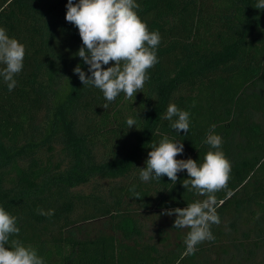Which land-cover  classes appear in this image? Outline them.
Segmentation results:
<instances>
[{"label": "trees", "instance_id": "trees-1", "mask_svg": "<svg viewBox=\"0 0 264 264\" xmlns=\"http://www.w3.org/2000/svg\"><path fill=\"white\" fill-rule=\"evenodd\" d=\"M257 2L136 0L148 30L160 34L158 63L133 101L121 93L108 102L73 72L79 65L90 75L76 55L78 29L65 20L67 0H0V27L25 46L16 87L9 91L0 77V207L20 229L10 239L30 245L44 264H216L201 259L203 242L188 254L189 229L161 214L206 198L182 187L186 170L173 185L167 176L142 181L138 169L164 136L183 144L176 159L202 163L215 151L204 143L215 125L231 172L215 193L220 224L210 226L208 244L227 257L222 264H264V9ZM69 75V91L57 99ZM169 104L189 112L187 134L165 119ZM97 175L110 179L106 189L85 191ZM226 215L247 227L243 239L232 238L236 253L221 223Z\"/></svg>", "mask_w": 264, "mask_h": 264}, {"label": "clouds", "instance_id": "clouds-1", "mask_svg": "<svg viewBox=\"0 0 264 264\" xmlns=\"http://www.w3.org/2000/svg\"><path fill=\"white\" fill-rule=\"evenodd\" d=\"M264 9V0H258L254 6ZM136 0H67L65 20L78 29L82 47L76 55L88 66L90 73L77 65L73 72L83 85L99 89L106 101H114L121 93L131 101L137 92H141L148 80L147 70L158 63L156 49L161 37L158 31H149L136 9ZM25 46L15 38H10L6 30L0 27V77L12 91L17 84L14 77L23 68ZM112 66L104 67L109 65ZM108 104H104L106 109ZM189 112L169 104L165 119L171 121V128L177 133L189 131ZM175 118V119H174ZM128 128L134 127L135 119L129 117ZM215 125L210 126L204 143L215 151L209 150L198 163L191 158L176 159L183 153L180 141L172 142L164 136L158 144L151 145L145 166L139 169L142 181L160 180L167 176L174 185L177 173L186 170L187 179L181 181L182 187L206 197L203 200L188 203L184 208L162 211V215H175L173 228L189 229L184 244L186 252L194 254L196 245L214 239L210 226L220 224L216 210L215 193L227 188L230 179L231 163L221 149L222 138L214 133ZM130 191L136 199L140 194ZM40 215H54V210L37 209ZM17 217L0 207V264H44V260L30 245L25 246L18 239L10 237L19 234Z\"/></svg>", "mask_w": 264, "mask_h": 264}, {"label": "rangeland", "instance_id": "rangeland-1", "mask_svg": "<svg viewBox=\"0 0 264 264\" xmlns=\"http://www.w3.org/2000/svg\"><path fill=\"white\" fill-rule=\"evenodd\" d=\"M70 75L65 79L64 83L62 84V87L60 89V91L58 92L56 98L57 99H61L63 98L64 96H66V94L68 93L69 91V86H70ZM110 182V179L109 178H104V177H100V176H96L94 178L91 179V181H89L88 183H86V186L83 187L81 185H79L76 189H79L80 187H83V189H85V191H100V190H105L106 187L108 186ZM222 224H224L227 229V232L229 231V238L231 239V243H232V247H233V251L236 253V250H235V246H237V242H234L232 241V238L235 237V236H239L241 237V239H243L242 237L245 236V235H242L244 233L245 228H247L246 226H243V225H239L237 223L234 222V218L231 216H223V219H222ZM235 226H239V229L237 230V232L235 233L236 230H234V227ZM148 235H154L153 232L151 233H148ZM238 237V238H239ZM254 237V236H252ZM154 240V239H153ZM209 242L206 240L203 242V245H204V257L201 256V259L204 261L206 258H210V260H213L212 262H215L216 264H222L224 263L225 259L227 257L223 256V255H220L215 253L214 251H212L211 249V246L210 244H208ZM207 263V262H206Z\"/></svg>", "mask_w": 264, "mask_h": 264}]
</instances>
